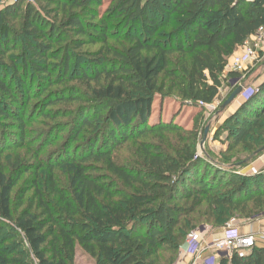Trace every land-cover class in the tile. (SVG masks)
<instances>
[{
  "label": "trees",
  "instance_id": "16d2710c",
  "mask_svg": "<svg viewBox=\"0 0 264 264\" xmlns=\"http://www.w3.org/2000/svg\"><path fill=\"white\" fill-rule=\"evenodd\" d=\"M102 2L0 0V237L13 227L27 247L14 258L0 245V264H74L79 250L94 264H174L197 226L264 213V173L196 158L203 116L186 131L163 109L168 99H217L229 58L264 28V0H111L101 17ZM90 45L100 49L82 51ZM75 75L83 93L67 85ZM255 87L218 128L216 138L233 129L228 151L253 152L249 137L264 145V81ZM54 133L61 141L44 152ZM40 171L52 202L40 195L41 213L14 218L13 189ZM216 264H264V249Z\"/></svg>",
  "mask_w": 264,
  "mask_h": 264
},
{
  "label": "rangeland",
  "instance_id": "374dc122",
  "mask_svg": "<svg viewBox=\"0 0 264 264\" xmlns=\"http://www.w3.org/2000/svg\"><path fill=\"white\" fill-rule=\"evenodd\" d=\"M112 6L111 0H103L102 4L97 8V11L101 17L106 13V11ZM158 19H160L158 17ZM168 28L163 29L162 32L166 33ZM175 44V42H174ZM173 44V45H174ZM108 45L111 47L112 50H119L123 45H127L122 40L114 41L109 40ZM100 49V45L95 46H86L83 48L82 51H88L91 53H95ZM239 50V49H238ZM177 61L176 56H172V62ZM175 67V66H174ZM89 71V70H87ZM247 76L246 82L242 83L241 87H245L246 85L252 83L254 86L259 85L256 83L257 80L262 81L264 78V61H260L258 63H253L251 66L247 67ZM75 80L69 81L67 83L68 86H72L79 91V93L84 92V87L81 85L79 81H77L78 75L74 76ZM222 87L219 90V95L217 99L207 107H200L196 104V107L191 105L189 102L181 103L178 98L164 100L163 102V109L166 111L167 117L170 118L174 123L179 124L186 131L191 130L194 116L199 113L203 116L202 124L204 125L205 129H208L207 134L205 136V140L203 144H201L204 134L200 136V140L197 144V153L202 156L203 159H209L215 163L216 165H221L224 167L215 166L217 169L221 171H226L229 174H237V175H255L257 173H262L264 171V152L258 153V151L264 147V145L260 146L257 143H254L253 137H249L248 142L252 144L254 147V151L251 153H247L241 146L233 148L231 151H228L230 147H232V138L229 136L233 129L230 125L226 126L225 130H222L218 133V138L215 136L217 135L218 128L224 124L223 116L225 115L228 107L230 108L231 105L222 108L223 104L227 100V98L231 95L234 91L230 90V81L233 80L232 77L229 76L227 73H223L222 75ZM169 80H166L168 83ZM263 82V81H262ZM244 84V85H243ZM261 84V83H260ZM252 85V86H253ZM236 89V87H235ZM239 97V96H238ZM235 99V101L238 99ZM157 101L154 104V109H156ZM227 109V110H226ZM49 123V122H47ZM34 129H42V126L35 125ZM31 131V130H30ZM35 135V134H32ZM62 134L54 133L53 139L56 142L51 146L45 147L44 152L52 149L56 144L61 141ZM36 136V135H35ZM34 136V137H35ZM38 143H34L31 148L35 149L38 147ZM30 149V151H32ZM21 155L26 156V160L33 161L32 154L27 152L26 149L20 151ZM20 152H13L10 153V158L13 160L17 153ZM7 159L5 157L0 158V166H4ZM31 163V162H30ZM54 180L57 184V187H61L65 184V177L59 173V171H55L54 173ZM40 195L43 197L44 201H48L49 203L52 202V198L49 193L48 183H47V173L44 171H40L38 173V179L34 182V177L32 173H28L26 175H22L18 180L15 188L12 191L11 196V211L14 218H17L21 212L27 211L30 213H41V209H39V197ZM239 222L230 221L228 225H225L221 228L212 229L210 226L206 224H201L200 226H205L207 228V234L215 233L220 229L221 231L226 226H232L236 228L237 231L242 229L243 227L253 223L251 221H245L243 219H236ZM254 222L260 221L258 219L253 220ZM219 232V231H218ZM223 232V231H222ZM20 241H23V238L19 236L17 231L12 228H6L4 231V235L0 237V245L4 246L7 249H10L13 252V257L16 258L18 253L23 250H27V247L24 246L23 248L20 247ZM185 243V241H184ZM184 246V244H183ZM182 251H179V255H181ZM170 257V254H165V260ZM30 258H32L30 256ZM178 258L176 259L177 262ZM174 262V264H176ZM74 264H94V261L90 259L87 255H84L81 250L78 251Z\"/></svg>",
  "mask_w": 264,
  "mask_h": 264
},
{
  "label": "built area",
  "instance_id": "2783aa9c",
  "mask_svg": "<svg viewBox=\"0 0 264 264\" xmlns=\"http://www.w3.org/2000/svg\"><path fill=\"white\" fill-rule=\"evenodd\" d=\"M250 1V0H246ZM264 61V28L260 27L256 34L246 41L228 60L224 73L237 75L230 81V90L242 85L248 71L247 67L253 63ZM257 87H242L239 95L241 102H245ZM200 107L209 105L199 102ZM264 173V171H263ZM264 218V213L261 214ZM207 228L197 226L185 239V247L194 249L192 260L189 264H216L221 257L230 258L233 253L239 255L248 254L253 248L264 249V232L257 234L240 235L236 228L226 226L223 229V235L219 238H213L205 241ZM208 251L210 256L207 260H200L201 253Z\"/></svg>",
  "mask_w": 264,
  "mask_h": 264
},
{
  "label": "crops",
  "instance_id": "0c3cea01",
  "mask_svg": "<svg viewBox=\"0 0 264 264\" xmlns=\"http://www.w3.org/2000/svg\"><path fill=\"white\" fill-rule=\"evenodd\" d=\"M262 81H264V78L262 79ZM262 81L257 80L256 83L260 84ZM241 104H242L241 99L238 97V99L231 104L230 108L228 107V110L226 109L227 111L225 115L223 116V119L226 120V118H228L231 114H233V112H235L236 109ZM252 222L253 223H250L249 225L243 227L242 229H239L237 231L238 234L248 235V234H257V233L264 232V218H260V221H257V222L252 221ZM218 231L215 233H211V234L208 233L205 237V241H209L213 238L221 237L223 235V232H222L223 230L221 231L220 229H218ZM181 251L182 253H180L181 255H179L180 257H178L176 264H189L192 260L194 249H187L184 245L181 247L180 252ZM209 256H210V253L208 251H204L201 253L200 260H207Z\"/></svg>",
  "mask_w": 264,
  "mask_h": 264
},
{
  "label": "water",
  "instance_id": "95a60500",
  "mask_svg": "<svg viewBox=\"0 0 264 264\" xmlns=\"http://www.w3.org/2000/svg\"><path fill=\"white\" fill-rule=\"evenodd\" d=\"M241 91H242V87H241V86L237 87V88L231 93V95L227 98V100H226L225 103L223 104V107H222V108H225V107L231 105V104L235 101V99L240 95ZM224 121H225V119H224ZM207 131H208V129H206V130L204 131V137H203V139H202L201 144H203V142H204V140H205V136H206V134H207ZM261 152H264V147L261 148V149L258 151V153H261ZM196 158H202V156L199 155V154H196ZM205 160H206L208 163H210L211 165H216L215 163L213 164V162H212L211 160H209V159H205ZM216 166H217L218 168L221 167L222 169H224V167H222V166L219 165V164L216 165Z\"/></svg>",
  "mask_w": 264,
  "mask_h": 264
}]
</instances>
